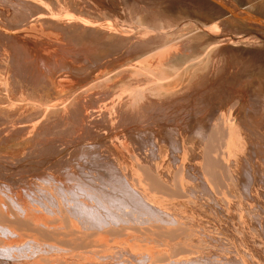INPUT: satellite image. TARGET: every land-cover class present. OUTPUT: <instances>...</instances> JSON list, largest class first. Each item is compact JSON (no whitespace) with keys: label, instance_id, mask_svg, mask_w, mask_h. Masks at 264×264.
<instances>
[{"label":"rangeland","instance_id":"obj_1","mask_svg":"<svg viewBox=\"0 0 264 264\" xmlns=\"http://www.w3.org/2000/svg\"><path fill=\"white\" fill-rule=\"evenodd\" d=\"M207 2L209 5L213 4L210 0ZM225 2L228 4L232 2V5L234 4V7H238L240 11L251 12L250 14L264 19V0H225ZM198 7L201 11H179L180 9L168 5L166 0H0V33L4 32L15 37V40L9 38L12 44L10 43L8 48L3 46L0 48L2 73H0V115L5 117L0 119V167H4V170L11 169L7 175L18 174L16 163L29 158H38L44 152L51 154V151L41 152L38 149L37 151L34 148L35 141L56 144L60 149L62 143L83 142L96 137L93 140L96 144L109 142L111 148H115L120 157L123 152L130 156L136 155L143 164L141 155L153 150L154 154L156 153L154 159L158 158L160 154L158 147L161 148L168 163L179 162L172 159L174 154L181 155V151L174 150L173 147L177 141H183L186 145L185 149L191 152L190 157L188 156L189 164H192L194 159H199V166L207 172L211 180L216 184L218 181L219 196L224 203L223 210L201 192L198 193L201 195L197 199L188 191H186L188 197L182 196L181 193L174 197L175 200L183 203L193 204L190 206L192 211L189 214L192 217L191 226L197 231L191 230L190 224L186 223L182 227L187 231L183 233L180 243L168 247L165 242H158L160 249L154 253L157 259L168 256L172 258L173 255L175 258L173 261L189 260L192 258V253L202 254L205 251L203 248L209 247L210 244L204 239L207 236L227 242L231 234L236 232L235 234L242 238L243 234L245 235L243 219L255 229L257 218L253 211L256 207L259 209L256 206L259 203L256 204L244 196L248 194V190L241 182L245 179L248 181V178L239 165L244 164L247 159L252 161L255 167L257 164L264 168V156L260 154L257 157L252 153L253 143L259 142L264 147V142L257 140V137L250 134L245 127V123L248 127L256 123L262 125L259 103L264 99V27L257 23L253 25L248 19H242L243 24L230 22L229 13H212V10H209L212 7L207 5H203V8L201 5ZM149 17L156 19L154 18L153 22V18ZM166 18L173 23V27L167 28L164 25ZM173 28H176V32ZM172 29L174 32L171 31ZM69 30L84 34L86 38L82 37L88 42H99L102 54L97 61L94 56L87 59L83 54L80 55L74 45L68 42L66 34ZM152 30L153 34L150 33ZM172 32L174 34H171ZM149 34L152 37L156 36V41ZM20 39L28 43L32 55L28 58L25 56L27 53L24 52L22 54L25 55L19 56L21 59L17 57L18 61L27 60L25 70L20 68L22 76L12 78L15 75L12 72V64L16 58L13 47L18 45ZM48 45L57 49V51L52 50L51 55L54 57L50 56L48 65L52 62L55 65L51 64L54 65L53 67L49 65V70L45 68V61L41 57H48L45 48ZM17 48L18 51L23 50ZM73 50L75 51L72 52ZM42 70L49 76L43 77ZM37 74L41 76L39 86L34 81ZM59 80L66 81L69 87L58 85ZM254 80L258 81V85ZM223 87L224 93L221 90L224 89ZM250 91L252 94H249ZM203 93L207 94L208 102L213 103L210 106L213 119L211 121H204L195 110L199 104L198 100L205 97ZM215 98L220 101L223 99L221 101L223 105ZM253 98L257 99L255 103L253 100L250 101ZM95 103L98 105L96 106ZM103 104L105 107L102 106ZM82 107H87L89 111L92 108L100 109V113L98 111L91 113L98 114L99 117H95L91 124L87 123V127L71 116L75 110L85 113ZM101 108L104 109L103 112ZM16 115L23 116L25 121L23 118L15 120ZM109 115L112 117L109 118ZM6 120L9 122L12 120L11 124ZM111 120H114L113 123L110 122ZM202 125L206 134L204 136L200 135L203 131ZM170 127L174 128L173 132ZM231 127H235L232 140L229 135ZM261 133L264 135V130H261ZM145 137L151 139H149L150 143L147 141L148 145L144 142ZM172 139L175 140L174 143ZM140 144L145 146L142 145V148ZM80 148V145H75L70 148V152L79 153ZM231 158L233 160H230ZM188 166L186 165L184 170L185 178L195 184V181L188 176ZM21 186L16 185L13 190L23 196L24 191L20 190ZM240 200L244 205L243 209L238 204ZM235 202L238 205H234ZM262 215L264 219V213ZM183 221L187 219L184 218ZM29 233L41 241H53L39 232L29 231ZM190 234L200 239L191 240L188 237ZM115 238L123 239V237ZM83 240V237H79L74 242L79 244ZM128 243L136 253H140L144 248L142 245L136 247L138 243L136 240ZM151 244L148 242L149 246ZM197 247L199 249L195 250ZM240 247L244 251L247 248L249 249L247 252L250 251V245L245 244L244 241L241 242ZM90 248L98 250V253H113L114 256L118 253L117 247L106 252H102L104 247ZM70 249L75 250V248ZM220 252L223 255L229 254L228 251ZM221 257L223 256H211L213 260H222ZM25 262L32 263L33 260L28 259Z\"/></svg>","mask_w":264,"mask_h":264},{"label":"bare ground","instance_id":"obj_2","mask_svg":"<svg viewBox=\"0 0 264 264\" xmlns=\"http://www.w3.org/2000/svg\"><path fill=\"white\" fill-rule=\"evenodd\" d=\"M210 1L213 2L214 5H209L207 0H166L168 5L180 9L179 11H201L198 7L199 5L202 6L201 8H203V5L211 6L212 8H209V10H212V13H229L231 19L230 22L235 21V23L237 22L240 24L244 23L242 19L252 20V17L255 16L250 14L251 12L240 11L237 9L238 7L236 8L234 7V4L232 5V2L228 4L225 0ZM236 11H239V13H235ZM205 12L207 11L205 10ZM149 16H151V14ZM156 17L158 16L156 15ZM152 18L151 19L154 22L155 17ZM258 19V22L254 23V21H252V24L255 25L257 23L264 27V19L260 17H258ZM164 25L167 26V28L173 27V23L168 21L167 18ZM94 28L93 30L96 29ZM173 29H175L176 32V28ZM173 29L171 31H173ZM72 31L69 30L66 34L68 42L74 45V48H76L80 55L83 54L87 59L90 56H94V59L97 61V58L102 54L99 42H88L87 39H85L86 37L83 36L84 34H77ZM153 32V30L150 31L152 34ZM173 32L171 34H174ZM145 36L147 37L146 34ZM150 36L151 38L156 37H152V35ZM9 38L15 40L13 35L11 36L4 32L0 33V48H2V46L8 48L11 43ZM142 38H144V36H142ZM27 44L20 39L18 45L13 47L16 58L13 60L12 64V72L15 74L12 78L14 76H22L20 68L25 70L27 60L23 62L20 61V54L26 52L27 55H22L28 56V58L32 55V52L29 49L30 46ZM49 45L45 47L48 54L46 55L48 57L41 56L45 61V68L47 70H49V65L51 66V64H54V62H52L48 65L50 56H53L51 55L52 50L55 49L53 45V47ZM17 47L22 48L23 50L18 51ZM55 51H57V49H55ZM74 51L75 50L72 52ZM75 53L77 54V52ZM17 57L20 58L19 61L17 60ZM53 61H55V59ZM41 63H43V61ZM56 67L58 68V66ZM41 74L43 77L49 76L45 75L44 71ZM37 75L38 76H35L34 81L39 86L41 84V76L40 74ZM16 79L15 81H17ZM257 82L258 81L255 83L257 84ZM57 83L58 85H63L65 88L69 87V84L64 80H59ZM60 88L63 87L60 86ZM221 90L223 92L225 88H221ZM201 92H203V90ZM257 92V94L260 95L259 91ZM218 93L220 94V92ZM203 94L205 97L198 100L199 104L195 110L198 113V116L203 118L204 121H211L213 119L210 106L213 103L208 102L206 93ZM249 94H252V92ZM245 95H247V93ZM215 99L220 103L223 100L220 101L217 98ZM252 100L253 102L257 101V99L254 100V98L250 101ZM253 102H250V104ZM254 103L251 105H254ZM92 105H90V107ZM95 105L97 106L98 103H95ZM245 105L246 104H244V106ZM102 106L105 107V104ZM259 106L262 125L260 126L256 123L248 127L247 123H245V127L249 130L250 134H254V136L257 137V140L259 139L264 142V135L261 133V130H264V99L260 101ZM252 107L251 109H254ZM86 108H83L85 113L81 110H75L73 112L71 110V116H73L78 123L83 124L84 127H87V123L91 124L95 117L98 116V114L93 115L91 113L96 111L100 113V109L97 110L96 108H92V110L89 111ZM195 110L193 109V111ZM103 111L104 109L102 112ZM110 117L112 116L109 115V118ZM2 118L5 117L0 115V119ZM21 118H23V116H17V118L14 119L19 120ZM6 121L9 122L8 120ZM113 121L111 120L110 122L113 123ZM11 122L12 120L9 124H11ZM256 127L260 129H257ZM203 128L202 125V130ZM234 128L231 127L229 130L230 140H232ZM173 129L174 128L171 129V132H173ZM202 132L200 135H206L205 130ZM59 134L61 135V133ZM147 138L145 137L144 142L148 145L147 141L149 143L151 141H149L150 138ZM95 139L96 137L92 140H85L83 142H75L71 144L62 143V148L60 149L57 148L56 144L50 145L35 141L34 148H36V150H41V152L42 150L47 152L51 151V154L49 155L44 152L45 154H40V157L38 158H29V160H23L22 162L16 163V167L18 166V174L12 173L11 175H7V172L11 169L5 168L4 170V167H0V264H170V262L175 259L173 258V255L172 258L171 256H168L163 259H157L154 257L155 251L160 249L158 242H165L168 247H173L174 243H180L183 239V233L187 231L185 230L186 228L184 229V227H182L186 223L190 224L189 228L191 230L197 231V229L191 226L192 217L189 214L192 211L190 206L193 204L189 202L183 203L175 200L174 197L178 196L179 193L183 194L182 196H185L186 191H188L191 196H195V199H197L201 195L198 193L201 192L202 195L210 197L220 210H223L224 203L219 196L220 192H218L219 188L217 186V184L219 185L218 181L216 184V182L211 180L207 172L199 166V159H194V162L189 164L188 156L190 157L191 152L189 149H185L186 145L183 144V141H177L173 147L174 150L181 151V155L174 154L172 160H177L180 163L176 161L175 163H168L165 158L166 156L163 155L161 148L158 147V153H160L158 158L154 159L156 153L154 154L153 150H150L149 148L148 150L150 151L147 152L148 154L141 155L142 160H144L143 164L136 155L130 156L128 153L123 152L120 157L119 154L116 153L115 148H111L109 142L108 144H96L95 141H93ZM172 140V143H174L175 140ZM65 145H67V147ZM75 145L81 146V148L78 149L80 150V152L78 151L79 153L70 152V148ZM140 145L142 146L144 144ZM252 145L254 146L253 149L251 148L253 154L257 157L260 156V154L264 156V147L259 142L253 143ZM143 150L145 151V149ZM230 160L233 159L231 158ZM237 162L238 161H236V163ZM178 163L181 164V166ZM186 165H189V170L187 171L188 176L195 181V184H193V181H187L185 178L186 171L184 170ZM239 166L243 168L242 171L245 176H247L246 178H248V181H245V179L241 182L244 184V188L248 190V194L244 193V196L253 200L256 204L259 203L258 205L255 204L259 209L255 206L257 211H255L256 208L253 211L257 218L256 222L254 221L256 225L253 224L255 229L251 227L247 220L243 219L242 224L244 226L243 231L245 235L243 234L242 238L239 235H236V232L231 234V238L227 242L223 239L219 240L213 236H207V238L204 239H206L210 245L208 248H203L205 251L202 254L201 252H198L197 255L192 253L191 259H178L173 261L172 264H264V219L262 217V214L264 213V168L257 164L255 167L252 161L247 159H245L244 164L240 163ZM175 169H177L176 172ZM16 185H22L20 190L24 191L23 196L21 193L19 194L13 190ZM185 197L188 196L186 195ZM241 201L242 200H240V202L238 201V204L243 209L244 205ZM238 204L236 202L234 203V205ZM13 208L15 209L13 210ZM184 218L187 219V221H183ZM180 224L183 225L180 226ZM29 231L39 232L41 235L46 236L53 241H41L38 237L30 234ZM79 237H83V242L75 244L74 240H78ZM112 237H114L113 241ZM115 237H123V239ZM188 237L194 241L200 239V237L193 234H190ZM131 240L138 241L136 247L137 245H142L144 247L140 253L133 251L128 243ZM243 241L245 244L247 243V245H250V251L247 252V250H249L248 248L244 251L242 247H240V244ZM148 242H151L152 244L149 246ZM69 246L70 248H75V250H71L68 248ZM80 247H94V249L95 247H104L105 249H103V251L101 250L102 252L109 251L113 247L116 249L117 247L118 253H115L114 256L113 253L110 254L107 252L103 254L100 251V253H98V250H92L91 248L78 250L77 248ZM197 249H199V247L195 250ZM220 251H228L229 254L223 255ZM199 254L201 255L198 256ZM212 255H222L223 257H221L222 260H213L211 258ZM96 258H98L99 261ZM28 259L29 261L33 260V262L26 263L25 261H28Z\"/></svg>","mask_w":264,"mask_h":264},{"label":"water","instance_id":"obj_3","mask_svg":"<svg viewBox=\"0 0 264 264\" xmlns=\"http://www.w3.org/2000/svg\"><path fill=\"white\" fill-rule=\"evenodd\" d=\"M251 21L258 22V21H259V19H258V17H256V16H253Z\"/></svg>","mask_w":264,"mask_h":264}]
</instances>
